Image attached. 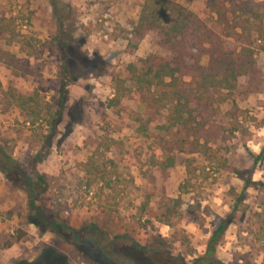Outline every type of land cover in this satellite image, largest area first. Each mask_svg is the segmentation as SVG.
Instances as JSON below:
<instances>
[{
	"label": "rangeland",
	"instance_id": "1",
	"mask_svg": "<svg viewBox=\"0 0 264 264\" xmlns=\"http://www.w3.org/2000/svg\"><path fill=\"white\" fill-rule=\"evenodd\" d=\"M56 1L55 17L50 0H0V145L26 173L46 179L48 189L38 205L74 229L94 223L110 238L126 236L141 246L160 237L188 264L205 254L215 228L235 212L217 249L218 260L264 264V189L247 190L239 203L243 181L232 173L240 170L264 184V157L254 159L264 149V52L256 56L258 76L239 80L236 102L244 115L238 130L231 135L236 128L227 115L231 104L221 107L216 120L231 135L220 143L230 170L208 168L195 156L191 176L186 155L177 154L173 167H162L155 142L159 132L154 125L147 135L141 130L148 118L158 123L161 116L133 91L122 92L131 88L128 65L152 54L169 56L158 34L147 35L136 49L128 46L143 0ZM175 1L194 13L203 6L202 0ZM57 20L77 39L76 56L85 54L107 66L69 85V110L53 143L45 146L40 137L44 124L31 125L33 117L14 102L38 94L42 107L56 103L62 82L61 56L52 41ZM170 21L168 16L164 24ZM223 43L228 51H239L232 39ZM207 62L204 57L201 65ZM77 67L72 76L79 73ZM117 90L124 97L110 109ZM37 153L45 158L33 168ZM176 200L181 207L175 208ZM27 215V195L0 172V264H48L53 257L56 264H90L55 235L40 232Z\"/></svg>",
	"mask_w": 264,
	"mask_h": 264
},
{
	"label": "trees",
	"instance_id": "2",
	"mask_svg": "<svg viewBox=\"0 0 264 264\" xmlns=\"http://www.w3.org/2000/svg\"><path fill=\"white\" fill-rule=\"evenodd\" d=\"M50 1L56 17L57 1ZM202 2L199 12L194 13L175 0L142 1L140 16L130 32L128 46L136 49L147 35L158 34L166 43L169 56L164 58L152 54L137 64L128 65L126 70L130 77L126 82L130 83L131 88L122 91H133L146 106L155 107L156 115L161 116L158 123L148 118L145 128L141 130H145L147 135L148 127L154 125L159 132L155 142L163 155L162 167L171 168L175 165V155H186L190 158L185 166L187 174L191 176L196 173L193 168L195 156L207 163L208 168L230 170L227 160L220 154V143L231 140L232 133L239 128V118L244 115L236 102V93L241 89L239 80L258 76L256 56L258 52H264V0ZM168 16L171 21L164 24ZM63 26L64 23L57 20V34L52 39L61 56L62 82L56 103L42 107L38 94L27 98L18 97L14 102L33 117L31 125L35 126L40 121L44 124L46 132L40 137L45 146L53 143L63 116L69 110V85L107 66L102 60L96 61L85 54L76 56L73 46L77 39L74 34H68ZM223 39L235 41L239 51H228ZM204 57L208 61L206 66L201 65ZM94 64H98L96 69L91 68ZM73 66L79 69V73L74 76L71 75ZM123 97L124 94L117 90V95L109 101L108 107H118ZM225 104H231L227 115L236 125V128L233 125V129H230V136L228 130L216 122ZM44 156L37 153L32 167L41 163ZM262 157L264 149L259 156L254 157L255 163ZM0 172L12 186L27 195L28 222L40 232L58 237L67 248L85 256L90 264H188L185 259L174 256L160 237L148 246H141L126 236L110 238L94 223L79 229L70 227L61 220L60 215L38 205L48 189L46 179L36 172L26 173L1 145ZM232 173L243 181L239 203L244 201L247 190L254 187L264 189V184L254 182L251 174L245 177V173L240 170H233ZM261 200L263 212L260 216L264 224V198ZM174 204L175 208L181 207L180 200ZM234 213L220 221L207 242L205 254L195 258L191 264H223L217 258V249ZM21 238L19 236L17 240ZM55 259L53 257L51 261L48 258V264H56Z\"/></svg>",
	"mask_w": 264,
	"mask_h": 264
}]
</instances>
